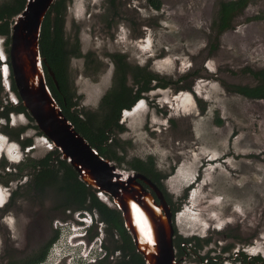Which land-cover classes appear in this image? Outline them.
Listing matches in <instances>:
<instances>
[{"label": "rangeland", "instance_id": "374dc122", "mask_svg": "<svg viewBox=\"0 0 264 264\" xmlns=\"http://www.w3.org/2000/svg\"><path fill=\"white\" fill-rule=\"evenodd\" d=\"M160 1V9L151 0L68 1L64 40L68 42L67 76L74 110L83 117L89 112L104 115L103 97L116 82L113 53H122L131 65L149 67L166 77L168 86L147 93L145 104L140 102L142 109L134 114L122 112L121 128L114 126L112 142L122 165L113 163L135 172L130 168L133 160H153L168 175L165 189L181 209L174 216L175 238L196 234L202 240V255L225 258L251 247L250 252L263 257L264 99L247 98L223 82L256 83L247 69L264 67V0H252L237 14L233 26L217 37L213 53L208 41L216 35L213 22L221 0ZM54 39L58 57L61 42ZM0 45L3 50L4 42ZM76 47L80 50L73 52ZM11 73L6 75L0 68V112L11 99L18 100L11 89ZM188 84L190 90L178 88ZM32 124L25 114L10 113L9 121L0 118L1 148L11 147L4 145L6 139L18 142L9 131L16 135L21 130V139L34 142L29 152L20 142L13 146L17 161L4 153L0 160V264L30 257L56 233L58 240L43 264H62L59 258L70 247L68 227L61 228L59 222L75 221L77 210L55 207L56 188L48 187L38 196L23 184L30 178L26 175L34 160L49 151L50 140L39 141L41 134ZM17 188L21 194L11 200ZM190 195L194 211L185 207L191 206ZM101 233L112 246L103 224L89 230L90 244ZM230 244L232 249L225 251ZM175 250L178 259L176 246ZM118 254L111 253L108 263H115ZM198 261L196 255L188 254L179 264Z\"/></svg>", "mask_w": 264, "mask_h": 264}, {"label": "trees", "instance_id": "16d2710c", "mask_svg": "<svg viewBox=\"0 0 264 264\" xmlns=\"http://www.w3.org/2000/svg\"><path fill=\"white\" fill-rule=\"evenodd\" d=\"M68 1L69 0H56L49 9L42 25L40 49L41 55L46 61L44 69L47 84L53 97L58 102L65 116L73 123L76 130L86 138L101 156L109 158L112 161L116 160L119 162L120 166L122 164L116 156L112 144L113 140H111L115 133L113 129L114 126L117 125L118 128H121L119 120L122 112L132 109L139 100L145 96V93L156 88H166L169 84V80H167L166 77H161L159 74L149 69V67L131 65L127 61L126 55L122 53H113L110 56L115 63L116 82H114V86H112L103 97V104L107 107L104 115H100L98 112H89L83 117L77 110H73V93L71 92L67 76V65L69 62L67 56L68 42L64 40ZM251 1L252 0L220 1L218 18L213 22L216 35H214V38L210 37L208 41L209 51L213 53L216 47L215 41L217 37L233 26L237 14L241 13ZM151 2L157 9L161 8L160 0H151ZM25 3L26 0H0V35L4 36V48L8 54L11 44L12 19L23 10ZM55 37H57V41L61 42L58 48V57L55 55L56 50L53 43ZM78 50H80L79 47L73 48V52ZM7 60L10 63L9 59ZM48 68L53 70L55 77L49 73ZM247 72L255 78V84H230L225 82H223V84L229 90L231 89L233 92L247 98L264 99V67L259 69L248 68ZM187 76L189 77L190 74L188 73L182 76L181 81L186 80ZM130 77L132 78L131 83ZM10 80L12 92L18 96V102H11L7 105L8 107L5 111L2 113L0 112V117L3 115L9 118L10 113L13 112L23 113L30 119L31 123H33L31 127L37 129L39 134L44 135L35 124L31 114L23 105L15 86L12 73ZM178 88H182L180 90H190L191 86L188 84L179 86ZM24 129L25 128L22 127V130ZM20 131L21 130H19L16 135L9 131L12 136L11 138L18 139ZM31 143L32 138H28L23 140L22 144L25 146ZM33 164V169L26 175L30 178L23 184L29 186V189L38 196H41L48 187L56 188L58 199L55 202V207L63 208L64 210H89L92 213H98L100 222L105 225L106 237L112 243V246H108L105 241V248L113 254L119 251L118 258L115 263L112 262L113 264H146L143 255L136 250L132 235L125 226L121 211L116 206H110L107 202L102 200L98 196L97 190L93 187H89L83 182L71 164L62 159L59 149L52 148L44 157L34 160ZM130 168L150 178L161 189L167 203L171 207L172 218L174 219L176 212L180 210V203H178L179 205L176 207V203H174L165 189L164 180L168 175L159 171L153 160L148 162L142 159L133 160ZM19 176L23 177L24 175L19 174ZM1 177L3 176L0 174V180ZM8 181L9 179L6 180V182ZM144 185L148 187L145 183ZM27 192L30 193V191ZM20 194L17 188L13 191L11 200L16 199ZM154 195L156 194L154 193ZM109 198L111 199V197ZM58 236L59 235L56 233L54 237L48 240L47 244H44L42 248L38 249L36 253L27 259L21 262L12 261L7 264H37L45 261L52 245L57 241ZM194 238L199 240L197 237ZM182 240L188 241L189 239L181 236L174 238V244L178 248V255L181 256L183 254V249L180 241ZM181 256L178 257V259L181 258ZM98 263L109 264L106 258Z\"/></svg>", "mask_w": 264, "mask_h": 264}, {"label": "water", "instance_id": "95a60500", "mask_svg": "<svg viewBox=\"0 0 264 264\" xmlns=\"http://www.w3.org/2000/svg\"><path fill=\"white\" fill-rule=\"evenodd\" d=\"M55 1L26 0L23 10L12 19L9 54L4 47L0 52L2 69L9 67L23 105L50 140V146L59 149L62 159L71 164L83 182L98 191L102 200L103 195L105 202L121 211L145 263L179 264L172 211L161 189L144 174L123 171L111 159L101 156L53 97L47 84L40 38L44 19ZM3 51L10 63H3ZM140 102L123 114L132 112Z\"/></svg>", "mask_w": 264, "mask_h": 264}, {"label": "clouds", "instance_id": "9594fccd", "mask_svg": "<svg viewBox=\"0 0 264 264\" xmlns=\"http://www.w3.org/2000/svg\"><path fill=\"white\" fill-rule=\"evenodd\" d=\"M1 38L2 37H0V43L3 44L4 37H3V40ZM1 64H2V62H1ZM0 68H2V65L0 66ZM16 98L18 99V97H16ZM123 113H124V111H123ZM0 136H2V135H0ZM38 139H39V141L45 142L47 137L45 135H41L40 137H38ZM6 141H7V143L5 141L3 142L4 145H7V144L11 145L10 149H11V151H13V149H14L13 146H16L17 142L11 141L9 139H6ZM48 143H49V146H46V147L49 150H51L52 147L50 146V142H48ZM4 155L7 158H9L10 161H17V159H11V157H10L11 155L7 151H5ZM13 155H14V153H13ZM2 156H3V153L0 152V159L2 158ZM212 161L213 160H211V162ZM192 182H194V181H192ZM187 186L190 187L191 183H189ZM185 194L187 195V193H185ZM192 198L193 197H191V195H190L189 202L193 200ZM190 203H191L190 204L191 206H189V204H185V207L187 208V210H190V209L193 210V205H195V201H192ZM179 211H181V209L178 210L176 213L180 214L181 212H179ZM75 217H76L75 221L69 220V221L63 222V223L59 222V226L61 228L63 226L68 227V229H67L68 232L66 234V241H67L68 245L70 246L68 248V250L66 252H64L62 254V256L59 258L62 261V264L96 263L98 260L101 261V260H104L105 258H107L108 256H110L111 253L105 248V236H103L102 233L98 234L95 241L92 244H90L89 230L94 228L95 225L97 227L99 224L100 225L103 224L99 220V214L96 212L92 213L89 210H77V212L75 213ZM173 222H174V219H173ZM60 227H58V228H60ZM174 227H175V225H174ZM207 228H209V226ZM218 228L220 229V227H218ZM54 244H53V246H54ZM48 257L46 258V260L48 259ZM45 261L41 262L40 264H43ZM233 264H238V263H233Z\"/></svg>", "mask_w": 264, "mask_h": 264}, {"label": "flooded vegetation", "instance_id": "af4514ba", "mask_svg": "<svg viewBox=\"0 0 264 264\" xmlns=\"http://www.w3.org/2000/svg\"><path fill=\"white\" fill-rule=\"evenodd\" d=\"M0 52L2 53V46L0 45ZM5 55V52H3V56ZM5 62H7V59L5 60L4 59V62L3 63H5ZM52 72H53V70H51ZM49 73H50V71H49ZM51 74V73H50ZM53 74H54V72H53ZM52 75V74H51ZM53 77L55 76V75H52ZM0 83H1V80H0ZM157 89V88H156ZM155 90V89H154ZM152 91V90H151ZM147 93H149V92H147ZM147 93H145V96L143 97V98H141L139 101H141V103L143 102V101H146V94ZM11 100H13V102L12 103H17L18 101L17 100H14V99H11ZM166 104H168L167 103V101L165 102ZM9 103H7V105H8ZM143 104H145V102H143ZM143 104L142 105H140L141 107H139V105L132 111V112H130V113H128V114H134V113H136L135 112V110H140V109H142V106H143ZM7 105H5L4 106V110L2 111L1 110V113L2 112H4L5 111V109L8 107ZM73 110H74V108H73ZM13 113H16V112H13ZM17 114H19V117H20V115L21 114H23V113H17ZM10 116V115H9ZM0 118H5L7 121H9V118L8 117H5V116H3L2 115V117H0ZM20 121H23V119H21L20 118ZM5 124H8L7 122H5ZM21 129H22V127H21ZM20 135H21V133L18 135L19 136V138L18 139H16L15 138V140H17L18 142L17 143H19V144H21V147H23V148H26L27 147V152H29L30 150H31V148L32 147H30V146H32V145H34L33 143H31V144H27V145H25V146H23L22 145V143H23V140L24 139H21L20 138ZM2 138H3V136H1ZM111 140H113V137H112V139ZM110 140V141H111ZM0 142H2V140L0 139ZM8 151V153L11 155L10 157H11V159H15L13 156V153H14V151H11V149L10 148H7V147H5V146H3L2 148L0 147V152L1 153H4L5 154V151ZM1 160V159H0ZM0 194H1V192H0ZM11 194H13V192L11 193ZM12 196V195H11ZM194 200V199H193ZM174 203H176V202H174ZM179 204L178 203H176V207L178 206ZM190 209V208H189ZM189 214V213H188ZM176 230V229H175ZM192 237H186L187 239H189L188 241H185V240H182V241H180V243H181V247H182V249H183V254H182V256L183 257H186L188 254H193V255H196L197 257H198V262H200V264H223L224 263V261H223V259H225V258H227V259H229L230 261H233V262H235V261H238V262H240V263H244V264H264V256L262 257L261 256V254L259 255L258 253L257 254H255V253H253V252H250V249H251V247L249 248V249H247V250H245V251H238L236 254H234V255H229V256H227V257H225V258H223V256H221V255H219V254H215V255H212L211 253L209 254H206V255H202L201 254V248H202V246L203 245H201L202 243V240L199 238V236H197L196 234H192L191 235ZM194 237H197V238H199V240H197L196 239V241H193L192 240V238H194ZM192 241H191V240ZM195 239V238H194ZM48 240L49 239H45L44 241H43V243L42 244H40V246L38 247V249H40V248H42L43 246H44V244H47L48 243ZM201 246V247H200ZM254 246V245H253ZM193 248H195V249H193ZM186 249H191V252L190 251H187ZM232 249V244H230V246H226L225 248H224V250L225 251H227V252H229L230 250ZM178 254V253H177ZM182 256H181V258H182ZM258 258H260V259H258ZM27 259V258H26ZM25 260V259H24ZM22 260H19V261H17V262H21ZM9 263V262H8ZM237 263V262H236ZM33 264V263H32ZM37 264H40V263H37Z\"/></svg>", "mask_w": 264, "mask_h": 264}, {"label": "bare ground", "instance_id": "6f19581e", "mask_svg": "<svg viewBox=\"0 0 264 264\" xmlns=\"http://www.w3.org/2000/svg\"><path fill=\"white\" fill-rule=\"evenodd\" d=\"M4 59H7V57L4 55ZM5 64V63H4ZM5 69V70H4ZM3 72H6V75L8 74V75H10V69H9V67L8 66H4L3 67ZM102 197H103V200H106L107 201V198L106 197H104L103 195H102Z\"/></svg>", "mask_w": 264, "mask_h": 264}]
</instances>
